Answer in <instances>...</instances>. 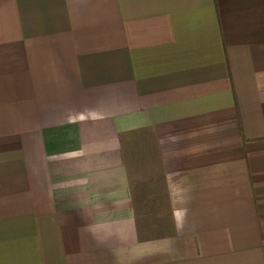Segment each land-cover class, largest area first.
I'll return each mask as SVG.
<instances>
[{
  "label": "crops",
  "instance_id": "crops-1",
  "mask_svg": "<svg viewBox=\"0 0 264 264\" xmlns=\"http://www.w3.org/2000/svg\"><path fill=\"white\" fill-rule=\"evenodd\" d=\"M0 264H264V0H0Z\"/></svg>",
  "mask_w": 264,
  "mask_h": 264
}]
</instances>
